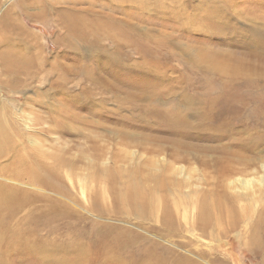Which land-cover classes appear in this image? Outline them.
<instances>
[{
  "label": "rangeland",
  "instance_id": "1",
  "mask_svg": "<svg viewBox=\"0 0 264 264\" xmlns=\"http://www.w3.org/2000/svg\"><path fill=\"white\" fill-rule=\"evenodd\" d=\"M11 1L16 3V0H0V4H10ZM168 1L165 0V3H169ZM234 1L235 9L244 14L241 17L232 14L227 22L234 24L235 33L227 32L222 35L196 31V26L192 25L189 28L181 26L182 21L200 17L193 16V11L202 14L206 10H201L200 7L205 6L209 10V4H217L211 0H176L177 5L186 10L185 13L181 10L183 15L172 18L167 13L165 16L159 14V5L151 4L147 11L140 14L130 8H115V20L120 19V15L138 24L143 32L149 31V35L157 36V31H161L163 35L170 36V44L167 43L158 53L141 43L142 48L153 51L148 59L150 64L163 63L161 70L154 68L156 63L152 65L153 68L140 66L142 59L130 45L122 48L126 56L115 54V65L103 67L101 64L107 62V58L101 57L94 61H99V64L84 66L81 61L84 62L86 58L82 59L80 55L75 57L73 52H66L62 43L58 42L63 30L53 21L25 20L23 25L26 31L19 36L13 34V30L15 32L17 29H12L11 32L4 29L8 33H4L2 37H8L12 44L13 39L18 42L20 40L19 43L16 42V48L27 47L35 52L37 37L46 54L43 70L27 87L18 91L11 90L9 96L8 91L2 89L3 95L5 94L4 104L11 106L14 104L12 99H18V114L20 108H23L24 113L29 109L33 111L32 119L46 120L51 116L60 117L57 112V101L60 100L64 102L63 107H70L71 111L91 122L83 123V132L80 134H47L43 130L50 125L49 119L36 128L32 127L35 147L46 154H51L56 148L67 150L65 155L74 163L72 169L59 167L55 170L60 176L58 183H55L57 188L33 182L21 183L22 190L40 195L41 199L30 198L31 202L25 204L11 220V223L17 222L23 227L27 221L21 213L33 214L28 216L29 220L49 206L50 202L44 196L60 203L58 209L61 211L69 207L68 214L62 215L57 211L61 214L60 218L49 219L46 225L34 229L38 242L43 245L52 243V248L48 244L46 246L49 247H45L52 258L59 254L71 258L78 248H83L84 252L79 256L83 261L71 262L95 264V258L99 255L98 264H264V243L261 241V244H256L253 240V236L260 240L264 236V228L257 224L259 219L264 223V74L260 71L262 74L256 76L247 74L248 76L237 75L231 78L221 75L213 79L201 72L200 65L191 64L193 58L201 60L194 53L198 54L201 50L203 54L206 50L210 52L209 49L224 50L226 54L232 55L228 57L235 63L238 62L237 56L246 58V55L248 60H255V55L249 56L248 53L264 56V48L254 47L251 34L248 33L253 25H261L264 20V0ZM27 11L35 13L37 8L31 5ZM131 15L137 19L129 17ZM103 44L108 45V39ZM53 61L63 62L73 71L67 74L65 85L50 88L42 101L43 98L38 97L39 92L46 91L51 86L50 81L56 76L48 74ZM104 63L103 65L106 64ZM97 71H101V76L115 85V98L110 93H104L103 96L97 94L94 92L98 91L95 86L90 91L95 95L84 97L85 90L82 93L81 88L91 89L87 78L94 74L96 76ZM127 92L142 94V97L127 101L124 96ZM156 93V104L150 107L149 100ZM74 94L76 95L73 96ZM182 94L187 95L185 97H198L200 101L202 98H215L214 108L210 114L203 115L204 104L201 107V102L197 101L190 105V109H186V98ZM0 98L3 99L2 95ZM47 104L53 106L52 111ZM99 105L101 109L98 108ZM162 112L168 119L172 118V114L183 112L181 114H184L182 117L186 122L172 125ZM167 112L171 114H166ZM224 119L227 121L223 125L224 130L215 131L213 127H217L218 122H223ZM118 132H131L134 140L125 145ZM94 135L105 151L102 162L100 160L104 167L115 166V169L123 171L142 165L143 174L163 175L168 179L166 201L146 211L140 203L138 208L129 211L126 210L128 207L123 208L122 204L113 202V196L107 190L106 183L109 182L98 183L76 178V172L81 178L88 174L87 169L77 165L81 164L77 162V157L91 159L98 153L91 150V141L88 140ZM114 154L115 164L112 162ZM227 159L232 160L230 164L233 167L246 169L245 173L237 172L220 179L228 195L238 199L234 211L228 214V221L221 219L225 222L220 224L215 221L218 210L214 207L213 213L210 210L205 214L206 222L202 225L203 222L196 219L197 206L200 198L208 201L211 206L212 196L208 193L215 190L218 181L213 162H224ZM8 162L9 160L6 163ZM40 164L54 167V162L45 160V157ZM144 164L148 167H144ZM151 165L155 166L149 167ZM72 170L76 172L72 173ZM7 180L10 181V178L7 177ZM119 182L122 183V180ZM174 182L178 186L172 185ZM145 186L154 190L156 198L165 193L161 189H155L151 181L145 182ZM97 191H103L104 195L95 199L94 193ZM220 200L223 203V199ZM2 236L4 238L5 233ZM0 248L3 246L0 245ZM3 252L4 249H0V260ZM14 263L60 264V261H36L35 257L29 256L21 261L19 258Z\"/></svg>",
  "mask_w": 264,
  "mask_h": 264
},
{
  "label": "bare ground",
  "instance_id": "2",
  "mask_svg": "<svg viewBox=\"0 0 264 264\" xmlns=\"http://www.w3.org/2000/svg\"><path fill=\"white\" fill-rule=\"evenodd\" d=\"M211 1L217 4H209V10L205 8V6L200 7L201 10H206L202 14L195 13L193 11V16L198 15L200 17H191L185 22L182 21L181 26L185 25V28H189L191 25L196 26V31H209L210 33L216 35L226 34L227 32L233 33L235 26L234 24H229L227 22L228 18L232 17V14L241 17V14L244 13L235 9L233 3L234 0ZM226 1L229 3L227 4ZM168 2L169 3H165V0H16V3L12 2L10 4H0V97L1 95L3 97V99L0 98V245L3 246V248L0 249H4V252L1 255L0 264H15L14 262H18L19 258L21 261L23 258L29 256L35 257L36 261H60V264H76L71 261H83V258H79V256L84 252L83 248H78L75 252L77 256L74 254L71 256V258L62 254H59L58 257L53 256L52 258L45 249V247H49L46 246L47 244L51 246L49 248H52V243L47 242L46 245H43L35 239L34 229H37V226L46 225L49 219L60 218L61 214H59L57 211H60L62 215L68 214L69 207L67 209L63 208L61 211L58 209L60 203L57 201H50L44 196V199L47 202H50V204L44 210H40L35 217H31L28 220V216L33 214H29V212L21 213L23 216H25V221H27L26 224H23L24 228L21 227V225L17 222L11 223V220H13L15 215L21 211L25 204L31 202L30 198H36L37 200L38 198L41 199L40 195L28 192L27 190H22L20 187L21 183L33 182L35 184L57 188L55 187V183H58L57 180L60 179V176L55 170H57L59 167H70L72 169V165L74 164L72 163V160L65 155L67 150H60L56 148L51 154H46L41 149L35 147V133H33L32 127L36 128V126L45 123L49 119L50 125H48L43 130L47 134L52 132H73L74 134H80L83 130V123H91L90 121L83 119V116L79 113L71 111L70 107H63L64 102L62 103L60 100L57 101V112L59 113L60 117L56 118L54 116H47L48 119L46 120L40 118L32 119L31 115L33 114V111L28 109V112L24 113L23 108L20 107V113L18 114L16 109L17 104H19L18 99H12L14 104H11V106L7 104L5 105V94L3 95L2 91H8L9 96L11 90L18 91L23 87H27L30 81H33L35 78H37L40 75V72L43 70V65L46 61V54L44 46L39 44L36 36H34L36 37L34 45L36 46L35 52H31L30 49H27V47L25 49L20 47L16 48L15 45L16 42H18L16 39L11 38L13 39L12 44L8 37H2V35L4 33H8L6 31L9 30L11 32L12 29L18 30L15 32L13 30V34L16 36H19L21 32L25 33L26 29L24 30L25 26L23 25L25 20L34 19L53 21L55 25L59 26L60 29L63 30V35L58 38V42L62 43L64 50H67L66 52H73L74 54H71L75 57L80 55L82 59L86 58L84 62L80 59L84 66H87L88 64H99V61L97 63L94 61H97L101 57L107 58V62H105L106 64L104 62L101 64L103 67L108 66V64L111 66L115 65V54L119 56H126V53L122 48L125 45H130L142 59L140 66H151V68H153L152 65L156 63L153 65L154 68L161 70L160 68L163 63L155 62L150 64L148 59L149 56L152 55L151 52L155 51L158 53L164 49V47H166L167 43L170 44V36L163 35V32L161 31H157V36L149 35L147 34L149 31L143 32L138 24L134 22L132 23L130 20H126V17L120 15V19H118L120 21L115 20V8L118 10L130 8L139 12L138 14H140L144 13L142 11H147L148 6L151 7V4H153L160 6L161 9H159V14L165 16V13H167L171 18L174 16L179 17L180 14H182L181 10H183L185 13V7H183V9L180 5H177L176 0H169ZM31 5L36 6L37 12L30 13L27 11V8ZM18 9H20V12H17L19 11ZM129 17L135 18L133 15ZM175 21H177V19H175ZM263 23L264 20L261 25H253L248 30V33L251 34V40L252 44H254V47L264 48ZM212 30H214V32H212ZM30 35L32 36L31 33ZM105 39H108V45L103 44ZM141 43L146 44L153 51L148 50V48H142ZM209 50L211 51L209 52L206 50L203 54L200 52L201 50L199 51L200 53L198 52V54L194 53L197 56L196 58H200L201 60L196 61L193 58L191 62L192 66L195 64L200 65V70L206 77L214 79V77L216 78L217 76L220 77L223 75L235 78L237 75L240 77L243 75L248 76L247 74H254L255 76L262 73L264 74V56L258 57L256 54L248 53L249 56L255 55L253 56L256 57L255 60H248L246 55H244L246 58L237 56L238 62L235 63L234 60L232 61L229 58L232 55L226 54L224 50ZM221 55H223V57ZM103 63L105 65H103ZM138 64L139 63H136V65ZM244 66H246L247 69L243 68ZM162 69L164 68L162 67ZM71 71H73V69L65 65L63 62L53 61L51 64V70H49L48 74L56 76L50 81L51 83L49 84H51V86H49L46 91L39 92L38 97L41 99L43 98L42 101H44L45 96L48 94L50 88L59 86L62 87L65 85V82H67V74ZM243 71L244 73H242ZM260 71L262 73H259ZM101 75V71H97L96 76L94 74L93 77L89 76L87 78V80L91 83V89L81 88L82 93H84L85 90V98H90V95H95L94 93L90 92L93 89L92 86H95L98 89V91L94 92L101 96H103L104 93H110L114 98L117 96V93H115V85L112 84L108 78H104ZM181 81H183V79ZM221 90L223 91V89ZM169 93L172 94L171 90ZM75 95L76 94L73 96ZM156 95L157 93L151 96L149 100L150 107L156 104V100L158 99ZM8 96H6V98H8ZM124 96L127 101H132L136 98H141L142 94L127 92L124 94ZM182 96L185 97L187 95L182 94ZM222 96L225 98L224 94H222ZM185 98L184 107L186 109H190V105H192L193 102H201V107L204 104L202 111L203 115L210 114L212 108H214L213 101H215V98L213 100L202 98V101H200V99L195 96ZM41 103L43 104V102ZM100 105L98 108L101 109ZM46 106L52 111V105L47 104ZM204 108L207 110L205 111ZM178 111L181 110L178 108ZM223 112L225 113L224 110ZM162 113L164 114V112ZM181 113L172 114L171 119H168L169 117L167 118V115H164L165 118H167L169 122L174 125L176 123L179 124V122L181 124L186 122L182 117L184 114L182 115ZM166 114L170 115L171 112H167ZM155 115L157 116V114ZM159 116L162 118L161 115ZM211 118H213V116ZM208 119L210 120V118ZM224 123H227L226 119H224L223 122H218L219 125H217V127H213V129L215 131H222ZM113 133H115V130H113ZM117 134L122 137L125 145H129L128 143L134 140V135L131 132H118ZM95 137V135L90 136L88 140L91 141V150L97 151L98 153H96V155L91 159H87V157L84 156L77 157V162L81 163L77 165L87 169L88 174L87 176L81 178L78 176L76 171L72 170V173L76 172V178H80L82 181L93 180L98 183H101V181L109 182L106 183L107 190L113 196V202L117 205L122 204L123 208L128 207L126 210L129 211H131L130 209L138 208L137 206H139L140 203H142L144 211H146V209H153L156 205L160 206L161 203L166 201L167 197L165 198V196L168 193V179H166L163 175L143 174L142 165H138L137 167L123 171L120 169H115V166L104 167L102 165L103 163H100V160L102 162L105 151L101 144H99L98 140L95 139ZM44 157L45 160L54 162V167L40 164L41 161H44ZM116 157H118V155H116ZM8 160L9 162L6 163ZM112 162L114 164L116 163L115 154L112 156ZM230 163H232V160L229 159L225 160L224 162H213V169L216 173L215 177L218 181H216L217 185L215 190L208 193V195L212 196L211 206L209 202L205 201L203 198L199 199L196 219L198 218L201 223L203 222L202 225H205L204 222H206L205 214L207 215L208 212L210 210L212 211V208L214 207L218 210V214L215 215V221H218L217 223L220 224H223L225 220L228 221V214L234 211V206L236 205L235 202L238 199L228 195L224 189L222 180L220 179H223L229 174H235L237 172L245 173L246 169L235 168ZM155 165H151L149 167ZM144 167H148V165L144 164ZM7 177L10 178V181L7 180ZM53 178L56 180L53 181ZM120 180H122V183L119 182ZM148 181L154 183L155 189H161L163 192H165L162 197L156 198L154 196V190L152 188H146L145 182L147 183ZM61 182L64 183L63 180H61ZM172 185L178 186V183L174 182ZM141 186H143V189ZM103 195V191H97L94 193V198L98 199ZM220 199H223V203ZM157 200H159L160 203H158L159 201ZM221 219L225 220L223 221ZM258 223L261 224V228L263 229L264 223L261 222L260 219L257 221V224ZM3 233H5L4 238L2 236ZM253 237L254 243H264V236L261 240L257 236ZM61 250L65 251L64 248H61ZM9 256L12 257L9 258ZM98 256L95 258V264H98Z\"/></svg>",
  "mask_w": 264,
  "mask_h": 264
}]
</instances>
